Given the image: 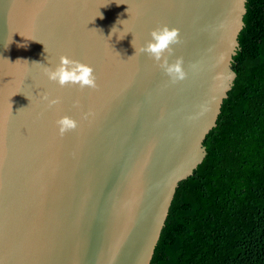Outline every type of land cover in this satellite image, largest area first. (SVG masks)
Listing matches in <instances>:
<instances>
[{
  "label": "water",
  "instance_id": "water-1",
  "mask_svg": "<svg viewBox=\"0 0 264 264\" xmlns=\"http://www.w3.org/2000/svg\"><path fill=\"white\" fill-rule=\"evenodd\" d=\"M245 14L246 0H0V264H151L233 87ZM161 25L178 29L175 83L134 53ZM61 55L96 87L48 81ZM60 116L76 128L58 135Z\"/></svg>",
  "mask_w": 264,
  "mask_h": 264
},
{
  "label": "trees",
  "instance_id": "trees-1",
  "mask_svg": "<svg viewBox=\"0 0 264 264\" xmlns=\"http://www.w3.org/2000/svg\"><path fill=\"white\" fill-rule=\"evenodd\" d=\"M236 78L176 189L151 264H264V0H246Z\"/></svg>",
  "mask_w": 264,
  "mask_h": 264
},
{
  "label": "clouds",
  "instance_id": "clouds-1",
  "mask_svg": "<svg viewBox=\"0 0 264 264\" xmlns=\"http://www.w3.org/2000/svg\"><path fill=\"white\" fill-rule=\"evenodd\" d=\"M114 28L111 29L109 37L112 33H116L113 31ZM148 35L150 39L141 45L139 49H134V53L139 51L149 55L153 62L169 78L170 82L175 83L183 80L186 73L182 67V58L175 57L174 60L169 62V56L173 54L172 45L179 43L178 29L161 25L151 29ZM122 37L116 34L118 40ZM43 73L48 81H54L60 87L66 84L76 85L78 88L96 87L95 76L91 66L64 55L59 57V61L54 67L45 66ZM42 98L47 99V97ZM56 103H58L56 98L48 100L49 105ZM54 124L58 135H63L66 131L72 130L77 126V122L69 116H60L54 121Z\"/></svg>",
  "mask_w": 264,
  "mask_h": 264
}]
</instances>
